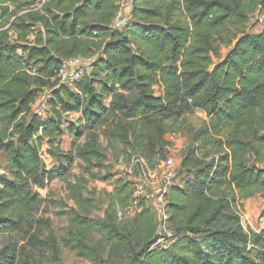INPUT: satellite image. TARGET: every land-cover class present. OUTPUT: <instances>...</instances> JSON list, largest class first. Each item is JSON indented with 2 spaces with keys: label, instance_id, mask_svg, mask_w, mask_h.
I'll return each instance as SVG.
<instances>
[{
  "label": "trees",
  "instance_id": "16d2710c",
  "mask_svg": "<svg viewBox=\"0 0 264 264\" xmlns=\"http://www.w3.org/2000/svg\"><path fill=\"white\" fill-rule=\"evenodd\" d=\"M122 2L0 0V157L8 166L0 176V236L36 228L42 197L34 189L64 177L75 160L94 177V170H107L108 150H120L128 163L144 160L152 170L163 165L169 124L201 111L209 123L180 161L191 177L173 183L167 195L170 246L153 247L160 221L150 194L134 197L133 179L143 174L138 163L130 178L116 181L107 220L90 225L102 239L88 258L94 264H264V228L247 231L239 210V203L264 200V28L254 31L264 0H133L126 26L116 27ZM220 45L230 48L225 57ZM78 58L90 60L89 70L70 85L60 74ZM46 89L41 118L35 105ZM72 114L79 117L65 129ZM67 133L85 142L66 154L60 145ZM203 135L217 162L203 152ZM45 144L67 167L47 169ZM132 203L139 213L125 223L119 213ZM28 245L5 246L0 264H42L33 252L56 250L54 239L37 234Z\"/></svg>",
  "mask_w": 264,
  "mask_h": 264
},
{
  "label": "rangeland",
  "instance_id": "374dc122",
  "mask_svg": "<svg viewBox=\"0 0 264 264\" xmlns=\"http://www.w3.org/2000/svg\"><path fill=\"white\" fill-rule=\"evenodd\" d=\"M261 18L264 20V16ZM263 28L264 21L263 23L259 22V26L254 31L258 32ZM220 49L221 57H225L230 50L224 45H220ZM89 61V59L83 58L70 60L66 66L67 75H72L75 69L89 70ZM215 62L218 63L219 61L216 59ZM45 93L50 94L47 89L43 91V94ZM78 117L76 114L68 116L64 128L68 129L75 125ZM207 123H209L207 115L198 111L193 115L186 116L175 124H169V129L165 136V140L168 143L165 158L167 160L172 159L174 162L170 174L173 183L183 185L185 178L191 177L180 168L182 154L184 149L191 143L194 135L205 131ZM200 139V142H202L201 146L204 148L203 152L209 154L210 159H214L217 162L218 156L215 154L214 146L209 142L208 137L203 135ZM218 139L215 138V140ZM84 142V137L77 140L72 134L67 133L62 139L60 146L63 152L67 154L74 151L76 146L82 145ZM101 144L106 150L108 146L106 140L102 139ZM49 151L50 147L45 144L41 154L48 170L53 171V169L67 167L66 163L59 162L53 158ZM120 152V150H115V152L108 150V168L101 172L94 170L96 177L86 173L82 168L84 164L79 160H75L73 166L66 172L64 177L49 179L43 189L35 188V193L42 197L41 206L33 221L36 228L30 229L28 234L26 230H23L14 234L1 235L0 251L7 245H13L19 250L26 245L28 249H31L28 245L30 237L33 234H37L43 241L54 239L56 245V250L53 252H46L45 254L37 251L36 253L35 251L33 252L42 264H94L92 258H88V255L92 253L95 247H98V243L102 239V233L100 234L97 226V228H93L90 225H96L98 220H107L110 196L116 190V181L120 177L128 179L131 174L137 171L134 163H128L126 156ZM148 165L147 167L152 170L151 165ZM132 166L135 170H133ZM2 175H8V166L3 156L0 157V176ZM161 179L162 174L160 173L152 180L156 182L158 187H162ZM79 193H81L82 197L77 201L75 197ZM147 193L150 194L149 203L153 205V188L151 186L147 188ZM260 199L262 198L256 197L247 210H245V204L239 203V210L246 220L244 227L247 231L254 232L260 227V216L264 208V204L261 205ZM138 213L139 210L136 204L132 203V205L119 213V217L127 223L135 218ZM77 245L79 250L75 248ZM80 251H82V255ZM98 263L102 264V259L98 260Z\"/></svg>",
  "mask_w": 264,
  "mask_h": 264
},
{
  "label": "built area",
  "instance_id": "2783aa9c",
  "mask_svg": "<svg viewBox=\"0 0 264 264\" xmlns=\"http://www.w3.org/2000/svg\"><path fill=\"white\" fill-rule=\"evenodd\" d=\"M40 1L43 2L44 0H40ZM132 3H133V0H123V2L121 3V9L115 20L114 26L116 27L126 26L127 22L131 18L130 13H131ZM263 21H264L263 19H260L261 23H263ZM67 64L68 62L65 64L63 70L61 71L60 77L63 81H66L67 83L72 85L73 83L81 79L83 70L75 69L72 75H67V71H66ZM48 104H49V94L45 93L39 98V100L37 101L35 105V112L39 117L43 118L46 116V113L48 110ZM133 163L136 167L139 163L142 173H143L142 176H140L138 179H135V178L133 179L135 182L134 197L135 198H138L139 196L149 197L147 193V188L149 186L153 188V199H154L153 206L159 217L160 231H161V235L156 240L153 247L166 249L170 246L172 242V238H173V233L169 229L167 195H168L171 185L173 184L170 174H171L174 162L172 159H169L163 165L157 167L154 170L149 169L144 160H141V159L135 160ZM133 170H135L134 167H133ZM160 173L162 174V179H161L162 185H163L162 187H158L156 182L152 180ZM242 219H243V225H244L246 220L244 219L243 216H242Z\"/></svg>",
  "mask_w": 264,
  "mask_h": 264
},
{
  "label": "crops",
  "instance_id": "0c3cea01",
  "mask_svg": "<svg viewBox=\"0 0 264 264\" xmlns=\"http://www.w3.org/2000/svg\"><path fill=\"white\" fill-rule=\"evenodd\" d=\"M260 19H263V18H261L260 17ZM76 115H78L79 116V114H76ZM256 198H253V199H250V200H247V201H244V202H242V204H245V210H247L248 209V207L250 208V206L252 205V203H253V201L255 200ZM261 201H260V203H261V205H263L264 204V200H262V199H260ZM260 222H261V224H260V227H259V229L258 230H254V232H260L263 228H264V219H261L260 220Z\"/></svg>",
  "mask_w": 264,
  "mask_h": 264
}]
</instances>
